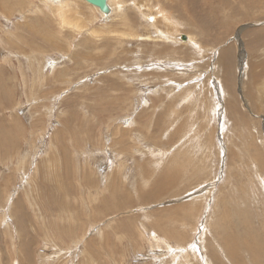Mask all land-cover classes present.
Instances as JSON below:
<instances>
[{"label": "rangeland", "instance_id": "obj_1", "mask_svg": "<svg viewBox=\"0 0 264 264\" xmlns=\"http://www.w3.org/2000/svg\"><path fill=\"white\" fill-rule=\"evenodd\" d=\"M51 1L0 0V264H229L230 247L246 261L237 207L264 242V39L251 37L264 32V0H232L248 16L216 1L211 10L201 0H107L104 15L62 0L73 10L65 19ZM173 174L187 175L184 185ZM163 179L172 185L157 194Z\"/></svg>", "mask_w": 264, "mask_h": 264}, {"label": "bare ground", "instance_id": "obj_2", "mask_svg": "<svg viewBox=\"0 0 264 264\" xmlns=\"http://www.w3.org/2000/svg\"><path fill=\"white\" fill-rule=\"evenodd\" d=\"M38 1H39V0H38ZM61 1H62V0H52L50 3H52V4L54 5V8H55L56 12L58 13V15H59L61 18H64V19H65V18H66V15L70 14V12L73 11V10H70V9L68 8V7H70V6L61 4ZM111 1H112V0H111ZM193 1H194V0H188V1L186 2V6H187V5H188V6L190 5V7L193 8V6H194V5H193V4H194ZM202 1H203V3H205V6L208 7L207 9H211V10H213V9H217V8H214V7L212 6V2L216 1V2H219V4H221V5L224 6L225 8H228V10L230 11V13H234V14H238V15H241V13H242L243 15H247V16H248V14H246V13H248V11L244 9L245 7H244V8L242 7V8L240 9V8H238V6H234V3H233L232 0H201V2H202ZM237 1H238V0H237ZM5 2H6V1H4V7H2V8H3L2 11H3L5 14H8V15H9V11L5 12V11H6V8L8 9V7H9ZM22 2H23V1H22ZM47 2H49V1H47ZM68 2H69V1H68ZM113 2H114V1H113ZM20 3H21V2H20ZM70 3H71V2H70ZM116 3H117V2H116ZM253 3H254V2H253ZM2 4H3V3H2ZM15 4H16V3H15ZM26 4H27V3H26ZM42 4H43V3H42ZM45 4H46V3H45ZM65 4H67V3H65ZM71 4H72V3H71ZM71 4H70V5H71ZM247 4H248V3H247ZM33 5H35V4L33 3ZM40 5H41V4H40ZM78 5H79V4H78ZM159 5H160V4H159ZM251 5H253V4H251ZM7 6H8V7H7ZM81 6H82V5H81ZM116 6H117V5H115V7H116ZM121 6H122V5H121ZM121 6H120V7H121ZM196 6H197V5H196ZM253 6H254V5H253ZM0 7H1V5H0ZM16 7H17V4H16ZM71 7H72V6H71ZM76 7H77V6H76ZM117 7H118V6H117ZM37 8H38V7H37ZM94 8H96V7H94ZM124 8H125V7H124ZM39 9H41V8H39ZM76 9H77V8H76ZM97 9H98V8H97ZM114 9H115V8H114ZM146 9H147V8H146ZM219 9H222V8H219ZM19 10H21V8H20ZM29 10L31 11V9H29ZM88 10H89V9H88ZM98 10H99V9H98ZM121 10H122V9H121ZM154 10H155V9H154ZM154 10H153V11H154ZM27 11H28V10H27ZM30 11H29V12H30ZM33 11H35V10H33ZM222 11H223V10H222ZM35 12H36V11H35ZM39 12H40V11H39ZM79 12H82V11H79ZM93 12H94V11H93ZM149 12H150V11H149ZM160 12H161V11H160ZM209 12H210V10H209ZM255 12H256V11H255ZM75 13H76V12H75ZM75 13H74V15H75ZM139 13H140V12H139ZM147 13H148V12H147ZM156 13H157V12H156ZM33 14H34V13H33ZM124 14H125V13H124ZM149 14H150V13H149ZM38 15H39V14H38ZM50 15H51V13H50ZM78 15H80V14H78ZM117 15H119V14H117ZM151 15H152V14H151ZM157 15H158V14H157ZM114 16H116V15H114ZM153 16H154V15H153ZM153 16H152V17H153ZM158 16H159V15H158ZM68 17H69V16H68ZM78 17H79V16H78ZM81 17H82V16H81ZM100 17H101V16H100ZM25 18H26V17H25ZM25 18H24V19H25ZM75 18H76V17H75ZM104 18H105V17H104ZM155 18H156V17H155ZM24 19H23V20H24ZM78 19H79V18H78ZM112 19H113V18H112ZM112 19H111V20H112ZM246 19H247V18H246ZM25 20H26V19H25ZM37 20H39V19H37ZM70 20H72V19H70ZM80 20H82V19H80ZM119 20H120V19H119ZM58 21H59V20H58ZM85 21H86V20H85ZM150 21H151V20H150ZM60 22H61V21H60ZM67 22H68V21H67ZM165 22H166V21H165ZM15 23H16V22H15ZM75 23H77V22H75ZM75 23H74V24H75ZM78 23H79V22H78ZM150 23H151V22H150ZM154 23H155V22H154ZM16 24H17V23H16ZM63 24H64V23H63ZM69 24H70V23H69ZM74 24H73V25H74ZM80 24H81V23H80ZM107 24H108V23H107ZM64 25H65V24H64ZM70 25H71V24H70ZM109 25H110V24H109ZM156 25H157V24H156ZM27 26L30 27V23H29V25L27 24ZM61 26H63V25H61ZM249 27H250V26H249ZM78 29H79V28H78ZM241 29H242V28H241ZM241 29H240V31H242ZM251 29H252V28H251ZM27 30H28V29H27ZM92 34H93V33H92ZM92 34H91V35H92ZM254 35H255V34H254ZM254 35H253V36H254ZM177 36H178V35H177ZM253 36H252V34H251V37L254 39V40L251 39L252 42H256V43H257V40H258V39H260V38H261V40L264 39V32H260V33H258V35H256L255 37H253ZM190 37H192V36H190ZM146 39H147V38H146ZM175 39H176V38H175ZM134 40H135V38H134ZM186 41H187V40H186ZM182 42H184V41H182ZM190 42H191V41H190ZM224 43H225V42H224ZM177 44H179V43H177ZM195 44H197V43H195ZM198 45H199V44H198ZM256 46H257V45H256ZM15 47H16V46H15ZM15 47H14V48H15ZM221 47H222V46H221ZM222 48H223V47H222ZM16 50H17V49H16ZM198 50H199V48H198ZM200 50H201V49H200ZM219 50H220V49H219ZM256 50H257V48H256ZM199 52H201V51H199ZM233 52H234V51H233ZM258 54H259V53H258ZM263 54H264V53H263ZM252 55H253V54H252ZM260 55H262V54H260ZM255 56H257V55H255ZM219 57H220V56H219ZM233 57H234V56H233ZM233 57L231 56V51H230V49H228V48L225 47V48L223 49V52L221 53V57H220V58H223V59L226 60V61H224V64H223V65H224L225 67H224L223 69H225V71H226L227 73H228V72H229V73L232 72V67H233V65H234ZM261 57H262V56H261ZM263 58H264V57H263ZM188 60H189V59H188ZM255 60H256V59H255ZM243 61H244V60H243ZM177 62H179V61H177ZM172 63H173V62H172ZM174 63H176V62H174ZM258 65H259V64H258ZM260 65H262V64H260ZM159 66H160V65H159ZM254 68H256V67H254ZM259 68H260V67H259ZM261 68H262V66H261ZM261 68H260V69H261ZM221 69H222V68H221ZM174 71H175V70H174ZM174 71H173V72H174ZM254 72H255V71H254ZM260 72H261V70H259V73H260ZM203 73H204V72H203ZM203 73H202V74H203ZM261 73H262V72H261ZM261 73H260V74H261ZM263 73H264V72H263ZM263 73H262V74H263ZM237 75H238V74H237ZM255 75H256V74H255ZM232 77H233V76H232ZM244 77H246V76H244ZM252 77L254 78L255 76H252ZM224 78H225V77H224ZM254 80H255V82H256V79H255V78H254ZM254 80H252V81H254ZM260 80H261V79H260ZM199 81H200V80H199ZM215 81H216V80H215ZM245 81H248V79H246ZM257 81H258V80H257ZM232 82H233V81H232ZM243 82H244V79H243ZM249 82H250V80H249ZM246 83H247V82H246ZM253 83H254V82H253ZM227 84H228V83H227ZM231 84H232V83H231ZM244 84H245V83H244ZM247 84H248V83H247ZM249 84H250V86H251L252 83H249ZM249 84H248V85H249ZM256 84H257V83H256ZM197 85H198V84H197ZM202 85H203V84H202ZM252 85H253V84H252ZM243 86H244V85H243ZM253 86H254V85H253ZM244 87H245V86H244ZM244 87H243V88H244ZM247 87H248V86H247ZM251 87H252V86H251ZM256 87H257V86H256ZM193 88H194V87H193ZM197 88H198V87H197ZM212 88H213V87H212ZM254 88H255V86H254ZM254 88H253V89H254ZM230 89H231V88H230ZM245 89H247V91L249 90L248 88H245ZM216 90H217V89H216ZM226 90H228V89L226 88ZM242 91H243V90H242ZM244 91H245V90H244ZM247 91H246V92H247ZM189 92H190V91H189ZM195 92H196V91H195ZM199 93H200V92H199ZM213 93H214V91H213ZM226 93H227V92H226ZM189 94H190V93H189ZM247 94H248V93H247ZM249 94H250V93H249ZM252 94H253V93H252ZM220 95H221V94H220ZM255 96H256V94H255ZM173 97H174V96H173ZM226 97H227V96H226ZM249 97H250V99L252 98L251 95H249ZM259 97H260V96H259ZM188 98H189V97H188ZM257 98H258V97H257ZM192 99H193V98H192ZM220 99H221V98H220ZM229 99H231V98H229ZM229 99H228V100H229ZM233 99H234V98H232L231 100H233ZM242 99H243V98H242ZM248 99H249V98H248ZM228 100H227V101H228ZM231 100L228 101V102H229V105H231V103H230ZM246 100H247V99H246ZM218 101H219V100H218ZM234 101H235V99H234L233 101H231V102L234 104ZM253 101H254V100H253ZM253 101H252V102H253ZM252 102H251V103H252ZM235 103H236V102H235ZM248 103H249V102H248ZM251 103H250V105H251ZM236 104H237V103H236ZM242 104H243V103H242ZM252 104H253V103H252ZM254 104H255V103H254ZM114 105H115V104H114ZM229 105H228V106H229ZM115 106H116V105H115ZM255 106H256V104H255ZM230 107H231V106H230ZM233 107H234V105H233ZM233 107H232V108H233ZM257 107H258V106H257ZM262 107H263V106H262ZM236 108H237V107H236ZM215 109H216V108H215ZM164 110H165V109H164ZM184 110H185V109H184ZM261 110H262V109H261ZM181 111H182V110H181ZM220 111H221V110H220ZM227 111H230V112H231V110H227ZM177 112H178V111H177ZM232 112H233V113H234V112L236 113L235 110H232ZM256 112H257V111H256ZM219 113H220V112H219ZM217 114H218V113H217ZM228 114H229V113H227V115H228ZM231 114H232V113H230L229 116H232ZM235 115H236V114H235ZM235 115H234V116H235ZM242 115H243V114H242ZM178 116H179V115H178ZM222 116H223V115H222ZM234 116H233V117H234ZM236 116H237V115H236ZM238 116H239V115H238ZM238 116H237V117H238ZM207 117H208V116H207ZM229 118H231V117H229ZM241 118H243V117H240V119H241ZM205 119H206V118H205ZM231 119H232V118H231ZM237 119H238V118H237ZM250 119H251V118H250ZM254 119H255V118H254ZM163 120H164V119H163ZM169 120H171V119H169ZM234 120H236V119H234ZM234 120L232 119V121H234ZM127 121H129V120H127ZM147 121H148V120H147ZM164 121H165V120H164ZM232 121H231V125H232V123H234V122L236 123V122H237V121H234V122H232ZM239 121H240V120H239ZM239 121H238V122H239ZM242 121H243V119H242ZM181 122H182V121H181ZM229 122H230V121H229ZM243 122H244V121H243ZM152 123H153V122H152ZM152 123H151V125H152ZM165 123H166V122H165ZM174 123H176V122H174ZM184 123H185V122H184ZM149 124H150V123H149ZM170 124H171V123H170ZM182 124H183V123H181V125H182ZM236 124H241V123H236ZM236 124H235V126H236ZM244 124H245V123H242V125H244ZM247 124H248V122H247ZM166 125H167V124H166ZM210 125H211V124H210ZM249 125H250V124H249ZM251 125H252V124H251ZM145 126H146V125H145ZM238 126L241 127V125H238ZM247 126H248V125H247ZM149 127H151V126H149ZM168 127H169V124H168ZM224 127H226V125H225ZM231 127H233V125H232ZM240 127H239V128H240ZM242 127L245 128L244 126H242ZM171 128H172V127H171ZM177 128H178V127H177ZM206 128H207V127H206ZM233 128H234V127H233ZM235 128H236V127H235ZM235 128H234V130H235ZM166 129H167V128H166ZM201 129H202V128H201ZM248 129L250 130V128H248ZM252 129H253V128H252ZM163 130H164V129H163ZM202 130H204V129H202ZM206 130H208V129H206ZM238 130H240V129H238ZM241 130L244 131V133H243V135H242V138H244V134H245V132L247 131V127H246V129H241ZM249 130H248L247 132H249ZM255 130H256V129H255ZM204 131H205V130H204ZM211 131H212V130H211ZM243 131H242V132H243ZM199 132H200V130H199ZM231 132H233V131H231ZM237 132H238V131H237ZM239 132H240V131H239ZM209 133H210V131H209ZM233 133H234V132H233ZM240 133H241V132H240ZM138 134H139V133H138ZM205 134H206V133H205ZM207 134H208V133H207ZM229 134H230V133H229ZM247 134H248V133L245 134V137L247 136ZM249 134H250V132H249ZM260 134H262V133H260ZM146 135H147V134H146ZM225 135H226V134H225ZM231 135H232V134H231ZM234 135H235V134H234ZM250 135H251V134H250ZM250 135H248V138H249ZM253 135H255V134H253ZM253 135H251V137H254ZM142 136H143V135H142ZM157 136H158V135H157ZM236 136H237V135H236ZM236 136H235V137H236ZM240 137H241V136H240ZM240 137H239V138H240ZM144 138H147V137H144ZM236 138H237V137H236ZM246 138H247V137H246ZM248 138H247V139H248ZM202 139H203V138H202ZM211 139H212V137H211ZM225 139H226V138H224V140H225ZM247 139H246V142H247ZM249 139H250V138H249ZM228 140H229V139H228ZM250 140H251V139H250ZM250 140H248V147L251 146V145H250V143H251ZM252 140L255 141L254 138H252ZM230 141H231V137H230ZM233 141L235 142L236 140H234V138H233ZM240 141H241V140H240ZM256 141H257V138H256ZM167 142H168V141H167ZM238 142H239V140H238ZM249 142H250V143H249ZM262 142H263V141H262ZM232 143H233V142H232ZM242 143H243V144H241V145H244V144H245V142H242ZM257 143L259 144V142H257ZM260 143H261V142H260ZM202 144H203V143H202ZM236 144H237V143H236ZM208 145H209V144H208ZM216 145H217V144H216ZM214 146H215V145H214ZM253 146H254V144H253ZM184 147H185V146H184ZM243 147H244V146H243ZM235 148H237V147H235ZM239 148H240V150L242 149V147H240V146H239ZM244 148H245V147H244ZM107 149H108V148H107ZM205 149H206V148H205ZM230 149H231V152H232V149L234 150V147H232V148H230ZM258 149H259V148H258ZM228 150H229V149H228ZM236 150H237V149H236ZM240 150H239V151H240ZM261 150H262V149H261ZM245 151H246V149H245ZM259 151H260V150H259ZM234 152H236V151H234ZM237 152H238V151H237ZM243 152H244V151H242V153H243ZM248 152H249V151H248ZM250 152H251V149H250ZM240 153H241V152H240ZM263 153H264V151H263ZM126 154H127V153H126ZM132 154H133V153H132ZM179 154H180V153H179ZM179 154H178V155H179ZM208 154H209V153H208ZM226 154H227V153H226ZM232 154H234V153H231V155H232ZM245 154H246V153H245ZM247 154H248V153H247ZM257 154H259V153H256V155H257ZM180 155H183V156H184V153H182V154H180ZM180 155H179V156H180ZM216 155H217V154H216ZM241 155H242V154H241ZM241 155H240V156H241ZM250 155H251V154H250ZM252 155H253V154H252ZM263 155H264V154H263ZM179 156H178V157L175 156V157H176V158H179ZM206 156H207V155H206ZM211 156H212V155H211ZM217 156H219V155H217ZM233 156H234V155H233ZM233 156H231V157L229 156V157H230L229 160H230V159L232 160L233 158H236L235 156H234V157H233ZM242 156H243V155H242ZM175 157H174V158H175ZM244 157H245V155H244ZM93 158H94V157H93ZM176 158H175V159H176ZM259 158H260V157H259ZM261 158H262V157H261ZM175 159H174V160H175ZM179 159H180V158H179ZM249 159H251V158H249ZM262 159H263V158H262ZM171 160H172V159H171ZM174 160H173V163H175ZM231 160H230V161H231ZM235 160H236V159H235ZM240 160H243V159H240ZM252 160H253V159H252ZM175 161H176V162H179V164H180V161H179V160H175ZM181 161H183V160H181ZM232 161H234V159H233ZM235 162H236V161H235ZM256 162H257V161H256ZM162 163H164V162L162 161ZM183 163L186 164L184 161H183ZM219 163H220V162H219ZM221 163H222V162H221ZM241 163H242V162H241ZM253 163H254V162H253ZM263 163H264V162H263ZM120 164H121V163H120ZM170 164H171V163H170ZM175 164H177V163H175ZM181 164H182V162H181ZM172 165H173V164H172ZM187 165H188V164H187ZM193 165H194V164H193ZM218 165H219V164H218ZM160 166H161V165H160ZM160 166H159V167H160ZM191 166H192V165H191ZM240 166H241V164H240ZM243 166H244V165H243ZM261 166H262V165H261ZM261 166H260V167H261ZM123 167H124V166H123ZM183 167H184V166H183ZM185 167H186V166H185ZM249 167H251V165H250ZM262 167H263V166H262ZM146 168H147V167H146ZM146 168H145V169H146ZM167 168H168V167H167ZM178 168H179V167H178ZM178 168H177V169H178ZM180 168H181V167H180ZM232 168H234V167H232ZM245 168H247V167H245ZM257 168H258V167H257ZM263 168H264V167H263ZM118 169H119V168H118ZM172 169H174V168H172ZM175 169H176V167H175ZM175 169H174V170H175ZM181 169H182V168H181ZM181 169H179L180 172H182ZM193 169H194V168H193ZM200 169H202V168L200 167ZM185 170H186V169H183V172H185ZM194 170H197V169H194ZM231 170H232V169H231ZM237 170H238V169H237ZM237 170H235V171H237ZM250 170H251V169H250ZM258 170H259V168H258ZM258 170H257V171H258ZM177 171H178V170H177ZM186 171H187V174H188L189 177L192 176V174L197 173V172L192 173V174L190 173V175H189V173H188V168H187ZM191 171H192V170H191ZM191 171H190V172H191ZM240 171H241V170H240ZM240 171H239V173H240ZM152 172H153V171H152ZM155 172H156V171H155ZM174 172H176V171H173V173H174ZM178 172H179V171H178ZM202 172H203V169H202ZM202 172H201V173H202ZM244 172H245V171H244ZM244 172H243V173H244ZM252 172H254V171H252ZM259 172H260V171H259ZM113 174H114V173H113ZM139 174H141V173H139ZM148 174H149V173H148ZM158 174H159V173H158ZM158 174H157V175H158ZM176 174H177V173H176ZM185 174H186V172H185ZM247 174H248V173H247ZM117 175H118V174H117ZM159 175H160V177H162V176H163V175H162V172H161V174H159ZM159 175H158V176H159ZM173 175L175 176L174 179H176V175H175V174H173ZM179 175H180V173H179ZM179 175H177V176H179ZM200 175H201V174H200ZM236 175H237V173H236ZM141 176H142V175H141ZM155 176H156V175H155ZM181 176H182V174H181ZM181 176H179L178 178H180ZM183 176L185 177V176H187V175H184V174H183ZM193 176H194V175H193ZM205 176H206V175H205ZM114 177L116 178V176H114ZM114 177H113V178H114ZM147 177H148V175H147ZM171 177H173V176H171ZM171 177H170V178H171ZM184 177H183V178L181 177V178H182V179H185L186 177H185V178H184ZM115 178H114V179H115ZM148 178H149V177H148ZM162 178H165V177L163 176ZM162 178H161V179H162ZM178 178H177V179H178ZM181 178H180V183H181V185H182V184L184 183V180H182V182H181ZM187 178H188V177H187ZM200 178H201V177H200ZM204 178H205V177H204ZM230 178H231V177H230ZM236 178H237V177H236ZM111 179H112V178H111ZM114 179H113V180H114ZM123 179H124V178H123ZM142 179H143V181H144L145 178H142ZM156 179H158V177H156ZM177 179H176V180H177ZM190 179H191V177H190ZM190 179H187V181L190 180ZM237 179H238V178H237ZM149 180H150V179H148V180L145 181L146 184H147V186H150L149 182L152 183V182L149 181ZM148 181H149V182H148ZM159 181H161V180H159ZM166 181H167V178H166ZM166 181L163 179L162 182H158V180H157L156 186H154V188H157V189H156V190H157V194H158V192H159L158 187H159V188L161 187V188H165V189H166V186H168V185H165V184H167V183L169 184V182H170L171 180H170V181L168 180L167 183H166ZM172 181H174V180H172ZM177 181H178V180H177ZM177 181H176V184L178 183ZM185 181H186V180H185ZM7 182H8V181H7ZM114 182H115V181H114ZM122 182H123V181H122ZM147 182H148V183H147ZM188 182H191V180L188 181ZM235 182H236V181H235ZM255 182H256V181H255ZM123 183H124V182H123ZM170 183H171V185H172V182H170ZM246 183H247V182H246ZM148 184H149V185H148ZM185 184H187V183H185ZM213 184H214V183H213ZM228 184H229V182H228ZM247 184H248V183H247ZM249 184H250V182H249ZM115 185H116V184L113 183V186H112V187L110 186L111 188L109 187V190H110V193H109V194H110L112 197H114V200L117 198V196L115 197V193H116V190H117V189L115 188ZM119 185H120V184H119ZM174 185H175V184H174ZM183 185H184V184H183ZM233 185H234V184H233ZM2 186H3V185H2ZM137 186H138V185H137ZM177 186H179V183H178ZM118 187H119V186H118ZM122 187H123V186H122ZM122 187H121V188H122ZM173 187H175V186H173ZM186 187H187V186H186ZM240 187H241V186H240ZM242 187H243V186H242ZM246 187H247V186H246ZM248 187H249V186H248ZM123 188H125V187H123ZM152 188H153V187H152ZM154 188H153V189H154ZM250 188H251V187H250ZM232 189H233V188H232ZM243 189H245V188H243ZM251 189H252V188H251ZM251 189H250V190H251ZM58 190H59V189H58ZM120 190H121V189H120ZM122 190H123V189H122ZM122 190H121V191H122ZM135 190H136V189H135ZM135 190H134V191H135ZM144 190H145V189H144ZM144 190L141 189L140 192L142 191L141 193H144V192H143ZM161 190H162V189H161ZM208 190H209V189H208ZM230 190H231V189H230ZM245 190H247V189H245ZM250 190H248L247 192H249ZM117 191H118V190H117ZM123 191H124V190H123ZM123 191H122V192H123ZM126 191H127V190H126ZM126 191H125V192H126ZM162 191H163V190H162ZM162 191H161V193H162ZM234 191H236V190H234ZM242 191H243V190H242ZM251 191H252V190H251ZM140 192H139V193H140ZM240 192H241V191H240ZM247 192H246V194H247ZM139 193H138V194H139ZM153 193H156L155 189H154ZM252 193H253V192H252ZM127 194H128V193H127ZM135 194H136V192H135ZM135 194H134V195H135ZM239 194H240V193H239ZM250 194H251V193H250ZM253 194H254V193H253ZM60 195H61V194H60ZM128 195H129V194H128ZM142 195H143V194H142ZM142 195H141V198L143 197ZM154 195H155V197L157 196L156 194H154ZM193 195H194V194H193ZM231 195H232V194H231ZM240 195H241V194H240ZM251 195H252V194H251ZM58 196H59V195H58ZM118 196H120V195H118ZM129 196H130V195H129ZM138 196H139V195H138ZM146 196H147V195H146ZM146 196H144V197H146ZM148 196H149V195H148ZM148 196H147V197H148ZM227 196H228V195H227ZM236 196H237V195H236ZM242 196H245V194L242 195ZM136 197H137V195H136ZM136 197L134 198L135 200H136ZM152 197H153V196H152ZM159 197H160V196H159ZM254 197H255V196H254ZM49 198H50V197H49ZM103 198H106V196L103 195ZM118 198H119V197H118ZM124 198H125V197H124ZM124 198H123V199H124ZM137 198L139 199V197H137ZM157 198H158V197H157ZM189 198H190V197H189ZM189 198H188V199H189ZM199 198H200V197H199ZM218 198H219V197H218ZM244 198H245V197H244ZM98 199H99V198H98ZM138 199H137V200H138ZM195 199H196V198H195ZM139 200H141V199H139ZM139 200H138V201H139ZM150 200H151V199H150ZM155 200H157V199H155ZM155 200H154V201H155ZM159 200H160V199H158L157 201L159 202ZM161 200H162V199H161ZM181 200H182V199H181ZM30 201H31V200H30ZM116 201H117V199H116ZM120 201H121V200H120ZM122 201H123V200H122ZM125 201H126V200H125ZM133 201H134V200H133ZM138 201H135V202H138ZM145 201H146V200H145ZM157 201H156V202H157ZM162 201H163V200H162ZM182 201H183V200H182ZM242 201H243V200H242ZM103 202H104V201H103ZM105 202H106V201H105ZM218 202H220V201H218ZM64 203H65V202H64ZM106 203H107V202H106ZM123 203H124V201H123ZM247 203H248V202H247ZM90 204H91V203H90ZM135 204H137V203H135ZM141 204H142V203H141ZM141 204H139V205H141ZM161 204H162V203H161ZM219 204H221V203H219ZM59 205H60V204H59ZM101 205L103 206L104 210H105L106 212H108V213H111L112 211L115 212L114 210H116V209L120 208V206H122L121 204H113V205H112L113 207H112V206L109 207L110 204H101ZM222 205H223V204H222ZM226 205H227V204H226ZM229 205H230V204H229ZM240 205H242V204H240ZM244 205H245V203H244ZM244 205H243V206H244ZM246 205H247V204H246ZM246 205H245V209H246ZM57 206H58V205H57ZM69 206H70V205H69ZM69 206H68V204H67V205H66V204H63V205H62V209L65 210L66 208H68V209H69V208H72V207H69ZM99 206H100V205H99ZM181 206H182V205H181ZM248 206H249V205H248ZM73 207H74V206H73ZM139 207H140V206H139ZM183 207H184V208H181V209H185V207H186V209L188 208L187 206H183ZM191 207H192V206H191ZM227 207H228V206H227ZM227 207H226V208H227ZM100 208H101V207H100ZM177 208H178V207H177ZM224 208H225V207H224ZM226 208H225V209H226ZM230 208H232V207H230ZM60 209H61V207H60ZM62 209H61V210H62ZM96 209H98V208H96ZM174 209H176V208H174ZM181 209H179L180 211H179L178 209H176V210H175L176 213H173V214H179V212H182V211H183V210H181ZM227 209H229V208H227ZM227 209H226V211H227ZM247 209H248V208H247ZM98 210H99V209H98ZM104 210H103V211H104ZM171 210H173V209H171ZM229 210H231V209H229ZM237 210H238V211H237ZM237 210L235 209V212L232 211V212H234V215H235V217H236V221H235V223H234V222H233V223H234L235 225L237 224V225L235 226V227H236V228H235L236 230H241L243 233H246V234H249V235H250V241H249V242H246V243L240 244V248H241V250H242L244 253H247L249 256L247 255L248 257L246 258V261H244V259H242V258H241V259L238 258L237 253H235V250H234V248H236V247H230L229 250H228V252H227V254H225L224 252H222L221 254H223V256L225 257V261L228 262L229 264H263V263L260 261V257L258 256L259 253L262 254V255H264V251H263V249H261V245L264 246L263 236H262L263 234L260 235L258 232H256V231H252V230H251V227H250L251 225H250V224H247L246 220L243 219V218H244V215H245V213H246L247 211H245L244 209H240V210H239L238 207H237ZM250 210H251V209H249V212H250ZM76 211H79V210H76ZM175 211H174V212H175ZM177 211H178V212H177ZM184 211H185V210H184ZM184 211H183V212H184ZM210 211H211V210H210ZM218 211H219V210H218ZM260 211H261V209H260ZM91 212H92V213H91V216H90V217H91L92 219L98 217V215L95 213V210H94V212H93V208L91 209ZM99 212H100V210H99ZM168 212H169V211H168ZM188 212H189V211H188ZM219 212H220V211H219ZM219 212H217V209H216V213L219 214ZM133 213H134V212H133ZM186 213H187V212H186ZM75 214H76V213H75ZM100 214H102V213H99V215H100ZM104 214H105V212H104ZM182 214H183V213H182ZM188 214H189V213H188ZM213 214H214V213H213ZM222 214H223V213H222ZM230 214H231V213H230ZM76 215H78V214H76ZM76 215H75V216H76ZM105 215H106V214H105ZM179 215H180V214H179ZM183 215H184V214H183ZM234 215H233V216H234ZM248 215H249V214H248ZM119 216H120V215H119ZM159 216H160V214H159ZM161 216H162V213H161ZM187 216H188V215H187ZM101 217H102V216H101ZM181 217H183V216H181ZM248 217L251 218V216H248ZM185 218H186V217L184 216L183 219H185ZM209 218H210V217H209ZM70 219H71V218H70ZM106 219H107V218H106ZM117 219H118V218H117ZM175 219H176V218H175ZM177 219H178V218H177ZM216 219H217V218H216ZM240 219H243L242 222H241ZM115 220H116V219H115ZM157 220H158V219H157ZM226 220H227V219H226ZM226 220H225V221H226ZM244 220H245V221H244ZM249 220H250V219H249ZM249 220H248V221H249ZM251 220H252V219H251ZM97 221H98V220H97ZM212 221H213V220H212ZM233 221H234V220H233ZM252 221H254V220H252ZM74 222H75V221H74ZM98 222H99V221H98ZM113 222H114V221H113ZM116 222H117V221H116ZM159 222L161 223V220H160ZM159 222H157V223H159ZM214 222H215V220H214ZM250 222H251V221H250ZM258 222H259V225L262 227V230H263V229H264V222L261 221V223H263V224H261L260 221H258ZM155 223H156V222H155ZM180 223H181V222H180ZM221 223H222V222H221ZM229 223H231V222H229ZM229 223H228V224H229ZM252 223H253V222H252ZM161 225H162L161 227L164 228V227H163V224H161ZM182 225H183V224H182ZM231 225H232V224H231ZM255 225H256V224H255ZM80 226H81V225H80ZM86 226H87V225H86ZM155 226H156V225H155ZM185 226H186V225H185ZM217 226L220 227V225H217ZM233 226H234V225H233ZM233 226H232V227H233ZM257 226H258V225H257ZM90 227H91V225H90ZM94 227H95V226H94ZM158 227H159V226H158ZM230 227H231V226H230ZM230 227H229V228H230ZM248 227H250V228H248ZM258 227H259V226H258ZM156 228H157V227H156ZM220 228H221V227H220ZM225 228H226V226H225ZM227 228H228V227H227ZM221 229H223V228H221ZM157 230H158V229H157ZM165 230H166V229H165ZM161 231H164V230H161ZM223 231H224V229H223ZM135 232H136V231H135ZM158 232H159V230H158ZM164 232H165V231H164ZM228 232L230 233L231 237H229L230 235H229ZM228 232L225 231L224 234H222V236L225 235L224 237H228V239L231 238V239H233V241H234L235 236H232V235H234V234H232V231H228ZM161 233H162V232H161ZM177 233H179V232H177ZM136 234H137V233H136ZM168 234H170V232H168ZM173 234H174V233H173ZM174 235H175V234H174ZM174 235H169V238H171V236H174ZM180 235H181V234H180ZM129 236H130V235H129ZM177 236H179V235H177ZM216 236H218V235H216ZM183 237H184V236H183ZM218 237H219V236H218ZM248 237H249V236H248ZM259 237H261V239H262V243H261V245L258 244V239H259ZM174 238H175V236H174ZM180 238H181V236H180ZM172 239H173V237H172ZM176 239H178V237H177ZM184 239H185V238H184ZM184 239H183L182 241H184ZM209 239H210V238H209ZM222 239H226V238H223V237H222ZM222 239H221V240H222ZM245 239H247V238L245 237ZM168 240H169V239H168ZM213 240H215V239H213ZM236 240H237V239H236ZM116 241H117V240H116ZM122 241H123V240H122ZM174 241H175V240H174ZM179 241H181V240H179ZM216 241H218V240H216ZM241 241H243V240H241ZM259 241H260V240H259ZM150 242H151V241H150ZM211 242H212V241H211ZM213 242H214V241H213ZM222 242H224V241H222ZM234 242H235V241H234ZM166 244H167V243H166ZM179 244H180V243H179ZM235 244H236V243H235ZM250 244H251V245H250ZM209 245L211 246L210 243H209ZM160 246H161V245H160ZM167 246H168V245H167ZM236 246H237V245H236ZM255 246H258V247L249 250V248H251V247H255ZM162 247H163V246H162ZM165 247H166V246H165ZM238 247H239V246H238ZM100 249H101V247H100ZM131 249H132V248H131ZM206 249H208V248H206ZM260 249H261V250H260ZM156 250H157V249H156ZM177 251H178V250H177ZM209 251H210V250H208V252H209ZM210 252H211V251H210ZM210 254H211V253H210ZM212 255H216V252L214 251V253H213ZM258 257H259V258H258ZM96 258H97V257H96ZM120 258H121V257H120ZM261 258H262V257H261ZM113 259H114V258H113ZM208 259H209V258H208ZM184 260H185V259H184ZM14 262H15V261H14ZM123 262H124V261H123ZM220 262H221V261H220ZM245 262H246V263H245ZM184 263H185V262H184ZM222 263H223V262H222Z\"/></svg>", "mask_w": 264, "mask_h": 264}, {"label": "water", "instance_id": "obj_3", "mask_svg": "<svg viewBox=\"0 0 264 264\" xmlns=\"http://www.w3.org/2000/svg\"><path fill=\"white\" fill-rule=\"evenodd\" d=\"M84 1L90 4L91 6L98 8L99 11L104 15H109L111 13V9L108 6L107 0H84ZM181 39L186 40V37L183 36Z\"/></svg>", "mask_w": 264, "mask_h": 264}]
</instances>
